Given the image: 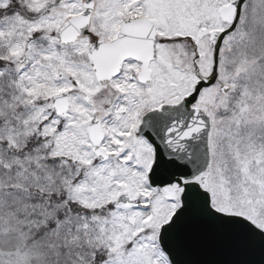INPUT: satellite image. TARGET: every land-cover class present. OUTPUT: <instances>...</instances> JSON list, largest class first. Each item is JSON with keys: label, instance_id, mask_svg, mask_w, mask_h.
Segmentation results:
<instances>
[{"label": "snow or ice", "instance_id": "snow-or-ice-1", "mask_svg": "<svg viewBox=\"0 0 264 264\" xmlns=\"http://www.w3.org/2000/svg\"><path fill=\"white\" fill-rule=\"evenodd\" d=\"M0 264H264V0H0Z\"/></svg>", "mask_w": 264, "mask_h": 264}]
</instances>
